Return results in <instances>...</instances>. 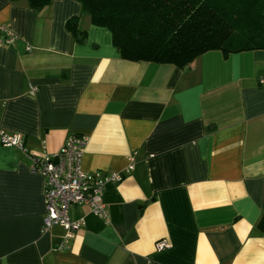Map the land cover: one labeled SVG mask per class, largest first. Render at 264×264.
<instances>
[{
    "label": "crops",
    "instance_id": "crops-1",
    "mask_svg": "<svg viewBox=\"0 0 264 264\" xmlns=\"http://www.w3.org/2000/svg\"><path fill=\"white\" fill-rule=\"evenodd\" d=\"M3 27L0 126L27 152L0 142V264H264V49L128 60L77 0H0ZM72 134L87 138L84 170L124 178L105 186L109 217L70 209L85 225L60 248L31 155Z\"/></svg>",
    "mask_w": 264,
    "mask_h": 264
},
{
    "label": "trees",
    "instance_id": "trees-1",
    "mask_svg": "<svg viewBox=\"0 0 264 264\" xmlns=\"http://www.w3.org/2000/svg\"><path fill=\"white\" fill-rule=\"evenodd\" d=\"M25 1L41 9L54 0ZM123 58L190 66L201 54L264 49V0H77ZM79 16L68 21L74 34ZM260 224L264 227V214Z\"/></svg>",
    "mask_w": 264,
    "mask_h": 264
},
{
    "label": "built area",
    "instance_id": "built-area-1",
    "mask_svg": "<svg viewBox=\"0 0 264 264\" xmlns=\"http://www.w3.org/2000/svg\"><path fill=\"white\" fill-rule=\"evenodd\" d=\"M5 33L1 40L12 44L15 36L6 28H0ZM31 49V46L28 47ZM264 82V78L261 79ZM0 142L27 152L25 136L22 132H9L0 126ZM87 138L81 134H72L56 152H45L43 156L31 155L33 166L46 178L45 202L46 215L42 231L47 232L58 225L66 230L64 240L58 247H67L76 232L85 221L83 218L73 219L70 209L78 204H87L92 211L102 217H109L107 205L103 199L105 186L109 181H120L124 178L122 172L110 174L88 172L83 169V157ZM134 168L132 159L127 170ZM170 246L167 240L157 242V248L162 250Z\"/></svg>",
    "mask_w": 264,
    "mask_h": 264
}]
</instances>
